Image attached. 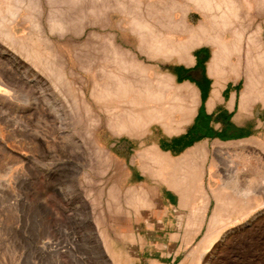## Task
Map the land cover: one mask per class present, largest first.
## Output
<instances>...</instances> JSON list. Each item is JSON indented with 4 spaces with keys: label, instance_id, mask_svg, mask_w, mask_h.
Returning <instances> with one entry per match:
<instances>
[{
    "label": "rangeland",
    "instance_id": "rangeland-1",
    "mask_svg": "<svg viewBox=\"0 0 264 264\" xmlns=\"http://www.w3.org/2000/svg\"><path fill=\"white\" fill-rule=\"evenodd\" d=\"M48 1L51 4L47 0L41 3L44 12L41 25L45 32L48 8L54 10L61 0ZM18 14L13 31L26 38L31 24L24 20L27 14L24 9ZM88 16L85 22L88 25L83 22V30L76 34L60 37L48 33L58 55L65 56L64 74L71 93L62 81L55 84L59 90L55 89L40 67V71L35 70L16 48L14 51L0 40V264H264V207L251 221L241 214H222L225 226L221 231L226 230V236L220 233L215 241L202 247L207 221L214 210V202L209 200L213 207L210 214H205L201 230L176 256L181 240L175 233L183 224L177 218V225H163L167 215L174 218L171 209L165 204L161 206L164 215L161 213L159 220L163 228L149 229L144 218L133 215L124 190L137 183L126 180L125 167L117 163L110 149L117 135L111 134L102 123L91 124L90 114L80 106L79 85L87 89L91 80L89 73L85 74L79 66L85 65L81 55L96 57L104 39V30L93 26L92 14ZM120 18L118 12L111 14L112 29ZM198 18L192 12L194 23ZM95 30L103 33L96 34L99 37L96 42L90 34ZM120 38L126 46H134L129 32H122ZM76 51L78 55L83 52L79 58ZM163 62L157 67L162 71L167 67ZM68 67L72 74L66 72L70 70ZM87 99L93 106L91 113L96 114L94 102L90 97ZM237 142L221 145L228 146L229 154L236 157L233 158L236 172L232 176L243 184L247 174L243 168L247 163L236 151ZM218 168L220 177L229 181L222 172L226 167ZM249 171L258 176L264 173L261 167ZM142 181L148 186L155 185L148 174ZM217 185L218 181L210 188ZM256 186L264 197V183L256 182ZM201 205L202 199L196 198L188 209Z\"/></svg>",
    "mask_w": 264,
    "mask_h": 264
},
{
    "label": "bare ground",
    "instance_id": "bare-ground-1",
    "mask_svg": "<svg viewBox=\"0 0 264 264\" xmlns=\"http://www.w3.org/2000/svg\"><path fill=\"white\" fill-rule=\"evenodd\" d=\"M42 1L44 0H0V40L13 49L16 48L35 70L40 67L49 79V83L54 84L55 89L59 90L57 85L59 81L60 84L62 81L67 86L66 91L71 93L73 91L68 88L64 74L67 65H65V56L58 55L57 48L53 45L51 35L49 36L48 33L60 37L76 34L78 30H83L82 23H85L89 18L88 15L92 14L90 23L101 27L104 30V36H102L103 33L101 35L95 30L90 33L91 38L94 37L95 40H93L96 42L98 37L96 34H99L104 39L101 40L103 45H100V54L96 57H85L83 52V56L82 53L78 55L77 51H80L81 47L76 51L77 53L75 52L77 57L81 55L84 58L85 65L84 63H81L82 66L79 65L83 68L84 71H82L85 74L89 73L91 77L87 89L79 85L81 95L79 98L82 99L80 106L84 109L83 111L90 114L91 124L102 123L113 135L141 136L152 122L161 123L162 128L164 127L170 134L182 130L194 115L197 91L185 80L177 84L172 74L157 67H160L163 61L191 64L193 62L191 50L199 45L208 44L212 47L210 51L213 52V58L211 57L212 60L208 62V73L214 77L213 82L220 83L221 80L224 81L230 77H243L247 84L250 80H253L250 84L254 85L258 83H254L256 80L264 82L262 38L264 0H61L54 10L48 8V16L45 19L48 20L47 32L41 25V17L44 13L41 8ZM88 2L90 3L87 4ZM47 3L51 4L48 0ZM21 9L27 13L24 20H28L31 24L30 33L28 32L29 35L26 38L17 36L13 31V24L17 22ZM113 12H118L121 18L115 22L112 29L111 14ZM192 12L199 15L196 23L191 20ZM101 28L99 29L102 30ZM122 32H129L133 36L132 48L123 43L120 38ZM243 53H245V60L240 62ZM232 55L238 57V62L230 61ZM76 60L79 62V59L76 58ZM68 71L73 73L71 69H67L66 72ZM74 74L77 75V73ZM246 83L244 85L251 91L260 86L251 87ZM257 88V92L264 91L262 86L259 87L260 89ZM244 95L246 98L247 95ZM253 96L252 98L255 97ZM87 97L94 102L96 114L91 113L93 106L88 102ZM259 100L261 101V98ZM214 143V151L219 158L218 162L216 158H212L208 171L217 179L218 185L210 188V193L202 188V178L207 171L204 166L208 153L204 149L205 143L191 147L189 152L183 153L184 155L181 153L183 156H178L179 158L165 156L154 147L155 145L152 146L153 144H149L152 147L145 149L141 147L143 150L137 151L136 155L142 160V167L140 166L142 171L156 183H163L173 189L178 195L179 208H188L194 204L196 198L202 199V205L193 206L185 218L182 214H177L179 220L182 221L184 218V225H179L183 229L182 232L178 230L175 233L181 240L175 256L179 254L183 246L192 242L201 230L209 200H213L214 210L207 221V231L201 242L202 247L220 233L222 237L226 236L227 231H221L225 226V224L222 225L224 220L222 214L229 216L241 214L251 221L260 214L259 209L264 207V197L258 191L260 188L256 186V182L264 183V173L258 176L255 172L249 171L252 167H261L264 171V140L253 138L237 142L239 144L236 151L240 152L247 163L243 168V171L247 173L243 184L237 182L239 180L235 175L232 176V173L236 172V163L228 152V146H223L224 144L221 145L220 142ZM193 159L195 160L192 162ZM219 160L226 167L222 172L223 176L225 174L226 178H230L229 181L219 175L221 172L218 168ZM124 192L129 198L127 203L131 206L129 207L132 208L133 215L137 214L144 218L148 222L149 229L163 228L159 219L160 214H163L161 206L164 201L158 186L137 183L126 187ZM156 221L157 226H155Z\"/></svg>",
    "mask_w": 264,
    "mask_h": 264
},
{
    "label": "crops",
    "instance_id": "crops-1",
    "mask_svg": "<svg viewBox=\"0 0 264 264\" xmlns=\"http://www.w3.org/2000/svg\"><path fill=\"white\" fill-rule=\"evenodd\" d=\"M262 38L264 41V31L262 33ZM210 50H212V47L208 44H202L193 48L191 50L193 61L191 64L178 61H167L164 63L167 65L164 71L172 74L174 81L177 84H179V82L181 84V81L183 82L185 80L195 87V90L197 91V106L195 107L194 115L191 120L185 124L186 126L184 125L182 130L170 134L164 127L162 128L161 123L152 122L148 125L143 135L135 137L128 134H122L117 136V138L111 143L110 149L112 150L117 163L125 167L126 180L128 182L144 183L142 181L143 176L147 173L140 168L142 160L136 155L139 151L155 145L154 147L159 152L161 151L160 153L165 156L169 158H179L178 156H183L197 145L205 143L204 149L206 150V153H208L206 155L204 166L207 168V171L202 178V188L207 193H210V186L216 184L217 179L211 176L208 169L211 167L212 158H216V161L219 158V155L217 156L216 151H214V142L217 144H219V142L233 143L238 140L243 141L253 138L264 140V91H261V93L256 91L257 85L262 86L264 90V82L262 80H256L254 83L260 82L263 84L255 83L254 85L250 84L253 83V80H250L248 81L249 84H247V81L243 77H230L224 81L221 80L220 83L213 82V80H215L214 77H211L208 73V62L213 58V52L211 53ZM244 57L245 53L243 54V57L240 58V62L244 60ZM230 61L236 63L238 62V57L236 58L235 55H232ZM244 83H246L247 86L251 85V87L256 88H253L251 91L244 85ZM213 85L214 87H212ZM260 86H258V88ZM215 87L217 88L216 91ZM243 88H246L247 90H244ZM254 89L255 92H253ZM250 91L253 95L255 94V97ZM256 93L259 94L257 95ZM244 94L247 96L250 95L251 98L247 96L244 98ZM241 95H244L243 98ZM259 95H261V97H259ZM252 96L254 98H252ZM257 97L259 99L261 98L263 103ZM247 98L250 99L247 100ZM252 99L255 100H253V103ZM149 144L153 145L151 146ZM141 147L143 149H141ZM181 153L184 154L182 155ZM233 158L236 159V157ZM194 160L195 159H193L192 162ZM240 165L241 162L238 161L237 166ZM219 166L220 168L223 166L224 169V165L220 160L218 163V167ZM154 186L159 187L164 204L169 210L171 209L172 212H174V218L167 215L163 219V225H177L178 220L176 215L182 214L185 218L189 209L184 207L179 208L180 206H177V204L179 205L178 195L167 185L155 182ZM174 207H178L179 209H174ZM212 207L213 202L210 201L207 206L206 214L211 213ZM184 218L181 221L183 225ZM177 228L180 229V226Z\"/></svg>",
    "mask_w": 264,
    "mask_h": 264
}]
</instances>
